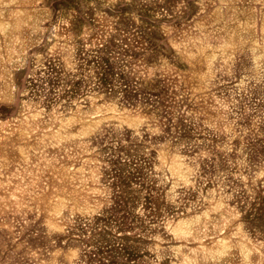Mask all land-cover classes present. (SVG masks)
I'll list each match as a JSON object with an SVG mask.
<instances>
[{"label": "rangeland", "instance_id": "obj_1", "mask_svg": "<svg viewBox=\"0 0 264 264\" xmlns=\"http://www.w3.org/2000/svg\"><path fill=\"white\" fill-rule=\"evenodd\" d=\"M0 264H264V0H0Z\"/></svg>", "mask_w": 264, "mask_h": 264}]
</instances>
